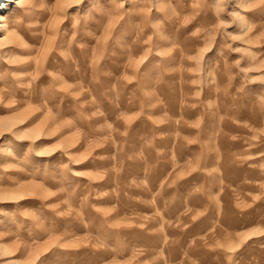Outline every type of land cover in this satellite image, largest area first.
<instances>
[{
  "label": "rangeland",
  "instance_id": "374dc122",
  "mask_svg": "<svg viewBox=\"0 0 264 264\" xmlns=\"http://www.w3.org/2000/svg\"><path fill=\"white\" fill-rule=\"evenodd\" d=\"M1 1L0 264H264V0Z\"/></svg>",
  "mask_w": 264,
  "mask_h": 264
},
{
  "label": "bare ground",
  "instance_id": "6f19581e",
  "mask_svg": "<svg viewBox=\"0 0 264 264\" xmlns=\"http://www.w3.org/2000/svg\"><path fill=\"white\" fill-rule=\"evenodd\" d=\"M3 1H8V0H3ZM3 1H1V2H3ZM9 1H10V3H19V4H22V0H9ZM4 10H5V5H2V3H0V31L3 28H4V31L6 30V27H5V18L3 16ZM4 33L7 34L6 32H4Z\"/></svg>",
  "mask_w": 264,
  "mask_h": 264
}]
</instances>
